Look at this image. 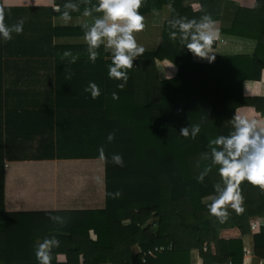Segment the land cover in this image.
<instances>
[{
  "label": "trees",
  "instance_id": "obj_1",
  "mask_svg": "<svg viewBox=\"0 0 264 264\" xmlns=\"http://www.w3.org/2000/svg\"><path fill=\"white\" fill-rule=\"evenodd\" d=\"M226 1L144 0L139 11L153 14L169 5L170 20H199L204 15L214 19L222 15ZM233 1L237 8L231 33L254 39L252 53L219 54L212 63L196 62L179 39H170L168 20L159 48L134 61L123 90L117 87L120 81L108 77L111 59L107 61L102 133L91 140L92 148H103L106 156L107 205L101 210L6 211L0 38V264H38L35 248L46 237L60 242L53 249V264H191L193 250L203 264H243L244 239L252 234L253 222L264 220V192L242 182L244 211L229 207V218L220 223L207 207L213 185L220 182L218 166H212L203 182L198 180L211 164L209 140L228 135L235 115L264 125V94L248 91L264 81V0ZM65 2L56 0L61 12ZM71 2L79 4L71 15H83L89 6L82 0ZM0 8L4 11L2 0ZM216 46L214 41L212 48ZM157 60L166 64L171 78L159 77ZM114 92L118 100L112 98ZM197 124L195 139L180 134L182 127ZM114 154L122 156L123 167L113 163ZM116 192L121 195L114 198ZM50 216H61L64 223ZM253 238L256 256L264 259V226ZM160 245L172 248L145 259L136 253L138 247L147 251ZM61 253L66 262L57 260Z\"/></svg>",
  "mask_w": 264,
  "mask_h": 264
},
{
  "label": "crops",
  "instance_id": "obj_2",
  "mask_svg": "<svg viewBox=\"0 0 264 264\" xmlns=\"http://www.w3.org/2000/svg\"><path fill=\"white\" fill-rule=\"evenodd\" d=\"M2 4L9 26L24 20L23 33H13L11 40L2 42L6 211L105 209L106 160L100 159L91 140L102 133L110 52L101 47L99 58L91 63L81 26L92 18L71 15V22L65 24L61 7L54 10L52 0H2ZM55 4L59 5L56 0ZM236 8L237 2L227 0L222 15L213 19L218 29L217 46L212 48L215 59L219 54L255 49L254 39L231 33ZM143 16L146 28L137 34V41L145 52L156 51L164 33L162 25L171 18V6ZM65 51L78 54V60L70 63L71 58L62 55ZM192 56L196 62L209 63ZM156 63L164 79L166 64ZM89 82L99 86L97 99L84 91ZM248 91L264 94V81L250 85ZM256 232L244 239L243 264H264L254 252ZM57 257L61 263L67 260L62 253ZM191 264H203L197 250L192 251Z\"/></svg>",
  "mask_w": 264,
  "mask_h": 264
},
{
  "label": "clouds",
  "instance_id": "obj_3",
  "mask_svg": "<svg viewBox=\"0 0 264 264\" xmlns=\"http://www.w3.org/2000/svg\"><path fill=\"white\" fill-rule=\"evenodd\" d=\"M85 5L83 16L92 18V22L84 23L81 27L84 31V40L87 44L88 58L95 64L100 56L99 49L103 47L111 54V64L108 66V77L120 81L117 87L123 90L126 86L128 73L134 68V61L145 53V48L137 41V34L146 28L145 17L139 9L144 0H98L96 4L92 0H82ZM51 6L60 11V6L52 0ZM62 21L71 22V12L79 11V4L67 0L63 5ZM94 13L99 14L95 15ZM172 29L169 36L172 40L179 39L189 52L195 57L207 60L209 63L215 60L212 50L213 42L217 38V22L210 15H204L199 20L178 17L170 20ZM24 20L9 26L5 22V14L0 8V38L4 41L12 39V34L23 33ZM63 57H70V63H75L79 55H73L65 51ZM174 67V65L170 66ZM165 78H171L166 76ZM71 79V73L67 77ZM85 92H90L92 99H97L100 89L94 82H89ZM114 100L119 96L112 94ZM180 134L195 139L200 132V126H185L179 130ZM111 142L114 133L107 137ZM211 164L200 173L198 180L203 182L204 177L211 171L212 166H218L220 182L213 185L214 194L208 197L210 203L207 207L210 215L220 223L229 218V207L237 213L244 211L242 205L244 197L240 185L247 181L252 186H258L264 192V125L256 120H248L239 115L232 118V131L228 135H220L209 140ZM99 157L105 160L103 148L99 149ZM112 161L123 167V158L119 154L112 156ZM120 192L113 194L119 197ZM52 221L63 224L61 216H50ZM60 242L55 237L44 238L35 248V257L38 264H53V249L58 248ZM58 259V257H56Z\"/></svg>",
  "mask_w": 264,
  "mask_h": 264
},
{
  "label": "built area",
  "instance_id": "obj_4",
  "mask_svg": "<svg viewBox=\"0 0 264 264\" xmlns=\"http://www.w3.org/2000/svg\"><path fill=\"white\" fill-rule=\"evenodd\" d=\"M264 226V220L260 219L257 220L255 222L252 223V230L253 231H259V229ZM172 246H165V245H160V246H156L152 249H149L147 251H143L142 249H140L139 247L136 249V253L141 254L143 256V258L145 259L146 256L151 255L153 253H162L164 251H166L167 249H171Z\"/></svg>",
  "mask_w": 264,
  "mask_h": 264
},
{
  "label": "rangeland",
  "instance_id": "obj_5",
  "mask_svg": "<svg viewBox=\"0 0 264 264\" xmlns=\"http://www.w3.org/2000/svg\"><path fill=\"white\" fill-rule=\"evenodd\" d=\"M248 39V38H247Z\"/></svg>",
  "mask_w": 264,
  "mask_h": 264
}]
</instances>
